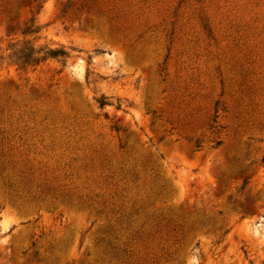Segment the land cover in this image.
I'll use <instances>...</instances> for the list:
<instances>
[{
	"label": "rangeland",
	"instance_id": "obj_1",
	"mask_svg": "<svg viewBox=\"0 0 264 264\" xmlns=\"http://www.w3.org/2000/svg\"><path fill=\"white\" fill-rule=\"evenodd\" d=\"M0 264H264V0H0Z\"/></svg>",
	"mask_w": 264,
	"mask_h": 264
},
{
	"label": "trees",
	"instance_id": "obj_2",
	"mask_svg": "<svg viewBox=\"0 0 264 264\" xmlns=\"http://www.w3.org/2000/svg\"><path fill=\"white\" fill-rule=\"evenodd\" d=\"M35 30L30 26L23 30V34H31ZM10 57L12 61L20 67L36 66L48 58H64L67 53L63 47L41 46L35 47L29 41H25L20 45L10 47ZM100 104H104L101 100Z\"/></svg>",
	"mask_w": 264,
	"mask_h": 264
}]
</instances>
